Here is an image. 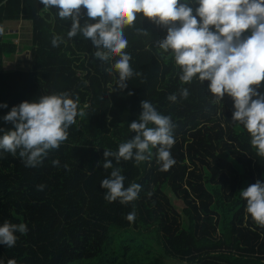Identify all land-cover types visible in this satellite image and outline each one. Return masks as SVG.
Instances as JSON below:
<instances>
[{"label":"trees","instance_id":"obj_1","mask_svg":"<svg viewBox=\"0 0 264 264\" xmlns=\"http://www.w3.org/2000/svg\"><path fill=\"white\" fill-rule=\"evenodd\" d=\"M187 2L194 10L198 6ZM56 12L45 10L40 0H0V28L5 21L24 20L30 38L28 67L4 70V55L16 46L0 35V104H7L0 107V129H12L3 117L13 106L42 95L78 96L85 112L41 166L25 167L18 153L0 149V224L28 227L27 234L16 233L15 246L0 244V264H264V228L247 213L240 194L257 180L264 182V157L243 125L231 120L233 99L225 94L215 103L209 81L182 83L173 57L157 43L167 29L142 13L135 27H125L130 66L141 74L121 89L118 73L105 70L114 61L96 58L91 39L82 34L68 38L72 21ZM85 21L82 8L80 22ZM139 27L149 34H139ZM53 34L66 43L53 47ZM251 87L264 94V81ZM181 88L189 91L186 99ZM173 93L175 103L167 99ZM142 100L171 117L176 163L160 171L156 149L151 161L138 166L132 160L116 164L110 157L121 168L125 187L133 182L142 187L134 202L109 203L100 184L112 169L97 161L104 160L105 148L117 151L136 134L129 124L139 121ZM56 159L59 167L53 166ZM40 184L43 190L37 189ZM133 210L130 223L126 216Z\"/></svg>","mask_w":264,"mask_h":264},{"label":"clouds","instance_id":"obj_2","mask_svg":"<svg viewBox=\"0 0 264 264\" xmlns=\"http://www.w3.org/2000/svg\"><path fill=\"white\" fill-rule=\"evenodd\" d=\"M40 3L45 10L55 8L61 20L72 21L68 38L82 34L85 39H91L96 58L103 63L114 61L105 70L109 75L118 73L116 84L121 89L127 87L126 81L141 74L134 73L130 66L131 56L125 51L128 47L125 27L136 26L137 13L165 27L167 35L157 43L159 49L170 53L179 67V80L185 84L194 79L202 84L209 81L208 90L215 103H220L225 94L229 95L235 109L231 120L243 125L250 134L252 147L264 157V94L251 87L264 81V0H195L198 5L195 10L187 0H40ZM82 8L87 10L88 17L83 24L80 22ZM136 31L149 34L142 27ZM3 34L0 28V35ZM51 42L53 47L66 43L56 34ZM108 88L114 90L112 84ZM179 93L183 99L189 95L187 88H181ZM167 99L175 103L178 97L173 93ZM141 107L139 121L129 124V131L136 134L120 143L117 151L105 148L104 160L97 161L105 170L112 169L110 176L100 184L106 190L104 199L109 203L134 202L142 187L135 182L125 187L126 178L110 157L116 164L132 160L138 166L151 161L152 149H156L160 171H168L176 163L171 155L175 144V125L171 117L158 112L148 100H142ZM84 116L79 97L73 99L67 92L23 101L3 117L13 127L6 131L0 129L3 131L0 149L13 156L18 153L25 167L41 166L49 152L58 150L68 139V129L77 123V117ZM52 163L60 166L58 159ZM64 167L70 171L67 164ZM44 187L37 185L38 190ZM240 194L246 200L247 213L264 228V182L257 180ZM135 218V210L126 216L130 223H134ZM17 232L27 234V225L4 221L0 224V244L9 248L15 246ZM9 264L15 262L10 260Z\"/></svg>","mask_w":264,"mask_h":264},{"label":"crops","instance_id":"obj_3","mask_svg":"<svg viewBox=\"0 0 264 264\" xmlns=\"http://www.w3.org/2000/svg\"><path fill=\"white\" fill-rule=\"evenodd\" d=\"M24 22H25L24 20H10V21H5L3 25L4 34L2 35V40L5 42H11L15 44L16 46L15 55H19L20 52H22L23 50H30V48L27 46V44L30 43V38L27 32V29L25 28L26 24H24ZM27 52H29V57H30V51H27ZM10 54L12 53H5V55H10ZM15 57H18V56H15ZM29 57L27 56L28 59ZM17 59H20V58H16V60H14V57H11V58L4 57L3 58V69L4 70L10 69V67L15 64L14 61H16V63L18 62ZM21 60H23L24 62L26 58H22Z\"/></svg>","mask_w":264,"mask_h":264},{"label":"rangeland","instance_id":"obj_4","mask_svg":"<svg viewBox=\"0 0 264 264\" xmlns=\"http://www.w3.org/2000/svg\"><path fill=\"white\" fill-rule=\"evenodd\" d=\"M24 24H27V22H24ZM27 32H28V30H27ZM29 34V33H28ZM27 51H30V50H23L22 52H20V54L19 55H15V52L14 53H12V54H10V55H4V57L5 58H7V57H14V60H16V58H20V59H17V63H16V61H14V65H12L11 67H10V69H16L17 67L16 66H18V67H28L27 65H28V58H27V56L29 57V52H27ZM15 56H18V57H15ZM26 58V60L23 62V60H21L22 58ZM16 67V68H15ZM10 69H8V70H10ZM172 201L174 202V204L178 207V210H180V202L176 199V198H172Z\"/></svg>","mask_w":264,"mask_h":264}]
</instances>
